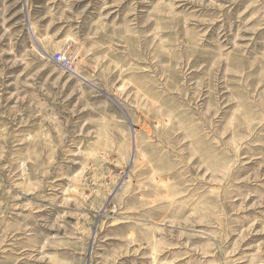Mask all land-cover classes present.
Segmentation results:
<instances>
[{"label": "rangeland", "instance_id": "1", "mask_svg": "<svg viewBox=\"0 0 264 264\" xmlns=\"http://www.w3.org/2000/svg\"><path fill=\"white\" fill-rule=\"evenodd\" d=\"M0 264H264V0H0Z\"/></svg>", "mask_w": 264, "mask_h": 264}]
</instances>
